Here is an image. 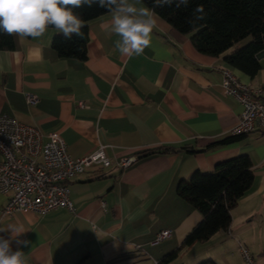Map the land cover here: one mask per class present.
<instances>
[{"label": "crops", "instance_id": "crops-1", "mask_svg": "<svg viewBox=\"0 0 264 264\" xmlns=\"http://www.w3.org/2000/svg\"><path fill=\"white\" fill-rule=\"evenodd\" d=\"M137 7L148 6L139 0ZM156 16L151 46L141 55L124 56L116 49L110 13L89 22L84 60L61 57L52 47L58 32L51 27L35 40L15 36L13 49L0 50V115L36 125L44 134L60 133L73 157L104 145L114 162L108 168L92 166L69 181L74 211L61 207L44 215L18 210L2 215L8 197L0 192V228L14 225L24 232L13 239L10 231H0V237L11 240L13 251L22 250L28 264H74L85 255L86 264H159L178 249L169 264L217 259L212 244L229 238L221 230L207 241L183 246L203 216L177 187L196 171H213L240 154L251 157L255 178L236 206L253 213L254 201L264 197V131L208 147L232 135L243 109L225 93L223 71L230 69L257 87L264 83V53L258 55L263 69L251 77L230 67L223 55L200 52L190 33ZM27 93L37 100L29 103ZM165 146L199 151L155 153L127 167L116 164L124 156ZM164 229L171 235L154 244ZM239 246L243 253L246 248Z\"/></svg>", "mask_w": 264, "mask_h": 264}, {"label": "trees", "instance_id": "trees-1", "mask_svg": "<svg viewBox=\"0 0 264 264\" xmlns=\"http://www.w3.org/2000/svg\"><path fill=\"white\" fill-rule=\"evenodd\" d=\"M153 8V0H140ZM202 5L206 18L196 20L193 9ZM155 12L182 33H190L191 41L200 52L210 56H224L225 62L251 77L263 69L258 55L264 52V0H190L185 8L171 6L155 7ZM80 14L85 26L81 36L71 39L57 33L52 39V47L65 58L84 60L88 54L89 22L107 12L96 5L74 9ZM194 21L193 25L188 20ZM250 40L243 43V40ZM15 36L0 31V50L13 49ZM230 49H233L229 52ZM244 134H232L215 141L208 147L223 146L240 140ZM207 147V148H208ZM197 152L193 147L165 146L160 149L143 151L138 158L155 153ZM255 174L253 161L248 154H240L217 164L213 171H196L189 180H183L177 193L187 200L203 216L202 221L185 237L183 246H191L199 241L209 240L219 230H228L232 223V209L251 189ZM179 250V249H178ZM178 250L167 253L159 264H169ZM86 255L74 264H86ZM197 264H218L213 259Z\"/></svg>", "mask_w": 264, "mask_h": 264}, {"label": "built area", "instance_id": "built-area-1", "mask_svg": "<svg viewBox=\"0 0 264 264\" xmlns=\"http://www.w3.org/2000/svg\"><path fill=\"white\" fill-rule=\"evenodd\" d=\"M223 88L241 103L243 109L232 134L264 131V83L251 87L238 79L230 69L223 71ZM27 101L34 103L36 95L27 93ZM81 105L84 103L81 101ZM0 192L8 200L2 215L14 211L47 214L57 208L74 211L69 181L92 166L108 168L114 162L106 154L104 145L80 157H73L60 133L44 134L36 125L20 122L13 116L0 115ZM138 159L133 153L119 159L116 164L127 167ZM171 235L161 230L154 244ZM249 264L254 263L249 252L243 249Z\"/></svg>", "mask_w": 264, "mask_h": 264}, {"label": "clouds", "instance_id": "clouds-1", "mask_svg": "<svg viewBox=\"0 0 264 264\" xmlns=\"http://www.w3.org/2000/svg\"><path fill=\"white\" fill-rule=\"evenodd\" d=\"M139 0H0V31L7 35L33 40L43 37L54 28L65 38L81 36L85 26L80 14L74 9L96 5L111 14L110 33L118 37L115 47L124 56L141 55L152 43V32L157 23L155 7H187L190 0H153V8L137 7ZM196 20H204L206 13L202 5L193 9ZM194 24L192 19L188 20ZM12 238L24 233L9 225ZM25 246L28 241H17ZM0 264H28L22 250L13 251L11 240L0 237Z\"/></svg>", "mask_w": 264, "mask_h": 264}, {"label": "rangeland", "instance_id": "rangeland-1", "mask_svg": "<svg viewBox=\"0 0 264 264\" xmlns=\"http://www.w3.org/2000/svg\"><path fill=\"white\" fill-rule=\"evenodd\" d=\"M247 37L243 40L246 43ZM254 205V206H253ZM253 213L244 211L246 206L238 205L232 210V224L228 231L221 230L220 233L229 234L227 241L218 242L212 247L217 252L218 264H249L240 250L242 244L249 252L256 264H264V197L260 195L254 201ZM216 236L214 241H219ZM233 240L235 242H233Z\"/></svg>", "mask_w": 264, "mask_h": 264}, {"label": "water", "instance_id": "water-1", "mask_svg": "<svg viewBox=\"0 0 264 264\" xmlns=\"http://www.w3.org/2000/svg\"><path fill=\"white\" fill-rule=\"evenodd\" d=\"M264 52H261L260 54H259V56H261V54H263Z\"/></svg>", "mask_w": 264, "mask_h": 264}]
</instances>
